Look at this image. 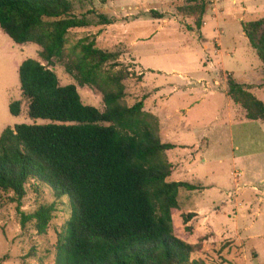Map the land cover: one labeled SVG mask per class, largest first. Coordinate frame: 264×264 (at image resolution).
<instances>
[{"label":"trees","instance_id":"16d2710c","mask_svg":"<svg viewBox=\"0 0 264 264\" xmlns=\"http://www.w3.org/2000/svg\"><path fill=\"white\" fill-rule=\"evenodd\" d=\"M100 25H108L100 16ZM91 26L72 0H0V28L16 44L41 47L51 64L66 56L68 35ZM245 37L264 68V20L242 24ZM263 29V30H262ZM262 31L261 36H259ZM66 71L81 86L103 92L105 111L85 105L77 86H62L48 65L34 59L19 67L28 116L46 124H20L0 136V191L12 194L25 228L34 223L45 234L55 205L22 212L27 186L43 185L66 199L70 219L61 235L55 264H206L194 257L197 245L175 235L173 213L179 190L198 187L170 182L173 166L162 143L157 116L144 110L145 98L129 107L119 54L103 51L95 37L72 47ZM228 95L246 118L264 121V103L244 85L228 83ZM21 101L10 104L18 117ZM194 214L183 216L187 224Z\"/></svg>","mask_w":264,"mask_h":264},{"label":"rangeland","instance_id":"374dc122","mask_svg":"<svg viewBox=\"0 0 264 264\" xmlns=\"http://www.w3.org/2000/svg\"><path fill=\"white\" fill-rule=\"evenodd\" d=\"M72 1L75 11L84 14L91 26L69 33L66 56L62 60L55 59L48 64L41 58L40 46L33 43L16 44L0 28V136L5 129L14 125L48 123L34 121L28 116V101L22 97L16 65L22 60L34 59L48 65L57 74L62 86H77L85 105L105 111L103 92L93 86H81L66 71L70 50L86 37H95L97 48L119 54L120 67L113 71L126 68L131 73L125 80V102L129 107L143 97L146 99L154 85L164 83L173 69L184 66L193 68L189 72L192 81L208 83L206 77L209 75L211 79L214 75L211 80L217 82L219 88L224 85L228 88L229 81L234 80L233 74L237 80H242L244 75L247 78L252 75L245 74L247 71L255 69L252 72L259 74V77L254 82L264 103L263 65L242 30H235L236 27L241 29L236 22V17L241 16L236 15L248 6V1L250 8L244 16L245 22L264 20L261 18L264 14H260L264 11L261 7L264 0L233 3L235 7L227 9L223 4L230 0ZM225 12L226 19L232 17L237 24L222 22L225 31L222 44L220 42L223 45L222 54L215 53L216 49H221L216 40L211 42L214 52L213 49L210 52L207 49L201 51L204 44L200 30L205 19L212 20ZM102 15L107 17L108 25L99 24ZM261 34L262 31L259 36ZM191 47H195V53L189 52ZM144 67L160 69L161 72L153 74ZM248 88L245 87L247 91ZM16 101H21L18 118L10 113V104ZM199 110H205V106L196 107L193 111L197 113ZM259 121L258 126H239L240 150L234 152L236 163H233L232 151L226 150V147L224 151L211 153V164L202 163L204 181L209 176V181L224 187L214 188L213 193L204 198L205 203L208 202L205 206L207 209L214 207L212 200L215 199L219 216L215 215L212 219L207 215V219H198L196 224H185L178 211L173 213L175 235L197 245L194 257L206 264H264V121ZM246 128L250 129L248 133L245 132ZM246 134L254 135L255 141L248 143L246 140L249 137H243ZM31 185L27 186L28 194L23 200L22 212L31 214L41 206L54 204L53 219L45 234H37L33 222L23 228L17 204L11 200L12 194L0 191V264H55L57 244L71 215L68 201L56 198L48 187ZM187 193V189L182 191L183 204Z\"/></svg>","mask_w":264,"mask_h":264},{"label":"crops","instance_id":"0c3cea01","mask_svg":"<svg viewBox=\"0 0 264 264\" xmlns=\"http://www.w3.org/2000/svg\"><path fill=\"white\" fill-rule=\"evenodd\" d=\"M243 1L248 0H230L229 3L224 2L223 6L227 9L232 6L235 7L233 3L236 4ZM249 3L250 2L248 1V6L242 8L244 12L242 11L236 15L241 16L240 18L236 17V22L241 25V29L240 27H238V29L236 27L235 30H242L243 34L244 31L242 24L248 23L245 22L244 16L249 11ZM261 7H263L264 10V4ZM260 14L263 15L264 11ZM226 17L227 15L225 12L220 13L219 16L212 20L205 19L206 21H204L200 30V36L202 38V43L204 44L201 51L207 49L210 52L211 49H213L212 52H214L215 48H212L211 42L216 40L218 42V47L221 49H216L215 53L218 55L219 53L220 55L222 54L223 45L221 44L223 35L225 34V31L222 28V22L232 21L236 23L234 18L229 17L226 19ZM199 46H202V44H199ZM194 50L195 47H191L189 52L195 53ZM23 61L25 60H22V62ZM22 62L16 64L18 71ZM142 66H144L143 63ZM217 66H219V63ZM186 67H177V69H173L164 79V83L154 85L155 87L150 91L151 93L146 95L147 98L144 102V110L158 117L162 143L174 146V148L166 151L167 159L173 166V173L170 176L169 181L184 182L199 188L193 191L187 190L188 193L184 204L181 200V195L182 191H185L186 189H180L178 195V213L182 215V218L184 215L194 214V217L187 224H196L198 219H200V221L207 219V215L212 216V219L215 215L217 217L219 216V208L215 206V199L212 200L213 202L211 201L214 203V207L212 209H207L205 206L208 202L205 203L204 198L210 196L213 193L214 188H224L222 184H215L214 182L209 181V176L205 178L207 181H204L203 178L205 177V171L202 167V163L207 165L211 164V153L216 150L224 151L225 147L226 150L229 149L232 151L233 163H236L237 158L234 157V152L240 150V137L238 136L240 131L239 126H256L260 121L248 120L246 118V111L241 105L236 104L228 95L227 86L224 85L219 88L216 85L217 82L211 80L214 79V75L210 77L211 79H209V75L206 77L209 81L208 83L204 81L198 83L191 79L189 72H191L193 68L190 66ZM194 68L196 69V67ZM144 69L154 72L153 74L161 72L160 69L156 68L152 69L144 67ZM253 70L255 69H252L249 72L247 71L245 74L252 73V75L248 78L244 75L242 80H237L235 74H233L234 81L245 87H249L248 90L258 100L262 101L260 96L261 92L254 82V79L259 77V74L253 73ZM260 71L262 72V69H260ZM147 75L148 74L146 73V76ZM200 80L201 79L198 81ZM202 105L205 106V110H199L197 113H194L193 110ZM15 126L16 125L11 128H14ZM248 130L250 129L246 128L245 132L248 133ZM259 130L263 133L261 128ZM247 136L249 137L246 140L248 143L250 141L251 143L252 141H255L253 138L254 135H243L244 138ZM257 139L258 138L256 137V140ZM203 187L208 188L202 189ZM206 192H208V195H206Z\"/></svg>","mask_w":264,"mask_h":264}]
</instances>
